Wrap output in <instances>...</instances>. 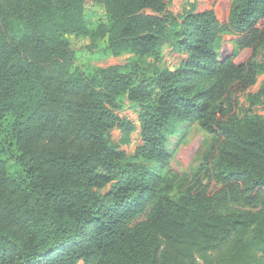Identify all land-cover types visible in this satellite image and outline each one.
<instances>
[{"label":"trees","instance_id":"obj_1","mask_svg":"<svg viewBox=\"0 0 264 264\" xmlns=\"http://www.w3.org/2000/svg\"><path fill=\"white\" fill-rule=\"evenodd\" d=\"M90 2L105 9L94 26ZM170 2L0 0V264H264V82L238 95L264 75V0H232L226 23ZM71 35L131 56L76 66ZM124 100L140 124L130 155ZM195 124L211 135L213 191L170 168L172 139Z\"/></svg>","mask_w":264,"mask_h":264},{"label":"rangeland","instance_id":"obj_2","mask_svg":"<svg viewBox=\"0 0 264 264\" xmlns=\"http://www.w3.org/2000/svg\"><path fill=\"white\" fill-rule=\"evenodd\" d=\"M232 0H171L168 4V10L174 15H182L185 11L195 6L196 11H204L213 9L216 16L222 23L228 21ZM105 13V9L101 5H95L92 2L88 3L85 10V18L89 26H94L97 20ZM260 28L264 27V20L258 24ZM237 38V35L226 34L222 42V56L224 58L233 56L232 41ZM71 46L75 55V65L83 68L89 67H107L111 65H124L131 55L125 54L114 56L109 53L106 41L100 40L97 46L90 48L91 41L89 37L82 35L70 36ZM252 55L250 48H244L235 56V62L238 64L246 62ZM182 55L172 49L171 46H166L163 50V56L160 64L162 66L174 69L181 62ZM264 82V75L259 76L257 83L248 88L244 92H239L241 102H245V98L250 93L259 91L261 84ZM254 112L264 116V108L262 106H254ZM117 113L124 118H127L135 124L136 129L131 134V141L126 145H121V150L127 154H133L135 149L141 144L139 115L134 107L127 100H124L122 107ZM114 141L119 142L121 131L117 128L112 130ZM211 137L204 129L195 124L190 127L187 137L184 141L178 142L176 138L172 139V155L170 159L171 170L179 175L182 179L189 182V185L201 183L208 188L209 191L217 189L214 181H209L204 177L201 170V165L204 156L209 152ZM78 264H83L80 261Z\"/></svg>","mask_w":264,"mask_h":264}]
</instances>
